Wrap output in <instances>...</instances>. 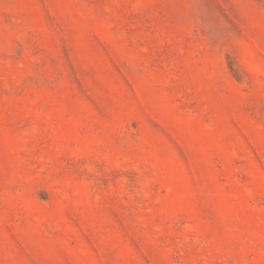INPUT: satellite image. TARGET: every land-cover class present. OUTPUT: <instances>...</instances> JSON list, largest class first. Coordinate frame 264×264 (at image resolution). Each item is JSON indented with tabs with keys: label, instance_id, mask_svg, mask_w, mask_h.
<instances>
[{
	"label": "rangeland",
	"instance_id": "1",
	"mask_svg": "<svg viewBox=\"0 0 264 264\" xmlns=\"http://www.w3.org/2000/svg\"><path fill=\"white\" fill-rule=\"evenodd\" d=\"M0 264H264V0H0Z\"/></svg>",
	"mask_w": 264,
	"mask_h": 264
}]
</instances>
